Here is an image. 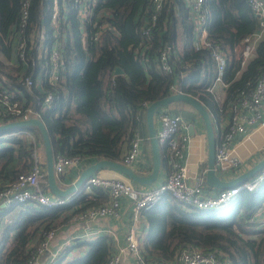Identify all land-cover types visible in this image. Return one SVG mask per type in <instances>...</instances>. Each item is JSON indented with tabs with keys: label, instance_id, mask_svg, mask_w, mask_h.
<instances>
[{
	"label": "trees",
	"instance_id": "trees-1",
	"mask_svg": "<svg viewBox=\"0 0 264 264\" xmlns=\"http://www.w3.org/2000/svg\"><path fill=\"white\" fill-rule=\"evenodd\" d=\"M65 1L70 14L55 22L54 0H30L22 31L24 0H0V90L17 92L26 106L33 107L49 131L55 158L64 155L123 163L134 130L148 137L147 107L173 95L175 83L179 91L200 100L216 121L222 122L220 105L208 92L218 76V65L208 50L194 48L195 25L185 0L165 1L151 44L143 35L144 24L151 21L150 0H98L94 17L84 29L74 0ZM205 7L210 15L209 40L220 47L227 60L225 110L242 94H251L264 74V38L243 67L244 40L260 30L248 0H206ZM106 23L113 30L94 40L98 26ZM55 35L62 39L65 69L58 82L50 84L45 76L52 64ZM20 42L26 43L22 64H18V55L17 63L12 61ZM166 49L173 73L160 66ZM117 68L124 74L116 75ZM30 76L33 85L28 88L25 80ZM37 80L43 82L37 84ZM50 93L54 100L47 104ZM172 113L189 121L197 115L188 110ZM25 130L37 136L45 151L39 130ZM5 145L0 150V191L34 165V148L27 137L13 138ZM168 159L164 156L165 166ZM43 186L48 190L47 183ZM91 189L94 193L86 194L85 190L60 208L22 204L4 209L0 215V264H28L45 233L109 202L107 192ZM262 209L264 183L255 192L242 191L228 206L217 210L185 208L166 194L145 212L148 231L140 250L146 259L164 263L173 262L182 249L192 246L203 252L218 250L231 264H264V226L255 220ZM16 210L19 216L8 218ZM38 237V246L31 247ZM111 245L109 237L77 244L81 254L68 258L75 247L67 248L55 264H107Z\"/></svg>",
	"mask_w": 264,
	"mask_h": 264
},
{
	"label": "built area",
	"instance_id": "built-area-1",
	"mask_svg": "<svg viewBox=\"0 0 264 264\" xmlns=\"http://www.w3.org/2000/svg\"><path fill=\"white\" fill-rule=\"evenodd\" d=\"M165 1L150 0L151 21L144 24L143 28V35L147 38L148 44H151L152 30L156 26L157 19L163 10ZM248 2L253 13L259 20L260 30L253 37H248L244 40L243 67L253 57L257 43L264 38V0H248ZM97 3L98 0H74V8L78 10L82 26H86L87 21L94 17V10ZM185 3L189 9L190 18L195 25L193 32L194 48L197 51L208 50L218 65V76L215 82L208 88V92L213 94L216 102L219 103L223 118H227L216 151L217 171L221 173L227 170H237L241 168L242 162L235 154L233 148L234 141L239 136L246 135L256 127H264V74L257 82L251 94H242L238 101L223 110L225 97L222 96L221 92L223 90L226 96L225 91L229 86L223 81L227 60L220 47L209 40L210 15L205 7L206 0H185ZM29 5L30 0H24L21 21L22 31L27 24ZM54 9L55 13L53 18L55 22L61 18H67V15L70 14V9H68L65 0L62 3L59 0H54ZM106 30H113V28L108 23L98 26L94 40H97ZM54 37L56 40L55 47L50 56L52 64L46 77V81L50 84H56L62 70L65 69V62L61 54V48L63 46L62 39L58 35ZM16 55L20 56L22 61L26 60L25 42L18 44ZM161 63L160 66L164 72L173 73V66L169 62L168 49L162 52ZM25 82L26 86L30 88L33 85V77L26 78ZM171 90L174 94L181 93L178 90L177 83L171 87ZM53 100V94H48L46 103L52 104ZM158 116L160 121L158 139L161 148L164 149L169 158L171 168L167 179L152 189L142 190L138 189L131 181L126 179H107L93 175L88 180L89 186L87 188L103 190L109 194L110 199L105 205L88 209L85 212V216L88 219L117 216L121 207L120 200L127 198L133 204L135 219L139 220L143 213L152 209L166 194L174 197L185 208L217 210L228 206L242 191L255 192L264 183L263 169L253 179L228 190L211 192L207 186L206 174L202 177H197L195 185H190L188 183L189 170L185 162L187 143L185 139L183 141H179L178 139V134L184 125V119L182 116L173 115L165 109L161 110ZM31 118H39V116L33 107L26 106L19 99L17 92L8 89L0 90V126ZM4 121L8 122L4 123ZM34 136L31 131L21 128L0 133V150H3L6 146L5 144L16 137H27L30 139L32 145H35L33 156L34 165L32 169L27 173L19 175L16 181L0 191V215L4 209L14 205L29 204L32 207L54 209L67 206L71 202L70 198L56 197L44 188L43 181L47 176V168L36 152L38 138L36 141ZM143 142L144 138L141 136L140 131L138 129L134 130L129 149L123 156V164L130 167L137 160L141 153ZM80 160L81 158H70L64 155H58L55 158V172L57 176L64 174L67 168L76 165ZM258 223L264 226V217ZM56 235V230H51L44 234L43 240L37 248V254L28 264H39V257L49 248L50 244L56 238ZM141 235L139 228L134 226L130 230L127 238L128 248L134 255L137 264H231L218 250L203 252L199 248L192 246L182 249L176 256V259L171 263H164L159 260H148L140 250ZM60 254L57 253L54 255L48 264H55ZM121 263L120 255L111 253L107 264Z\"/></svg>",
	"mask_w": 264,
	"mask_h": 264
},
{
	"label": "crops",
	"instance_id": "crops-1",
	"mask_svg": "<svg viewBox=\"0 0 264 264\" xmlns=\"http://www.w3.org/2000/svg\"><path fill=\"white\" fill-rule=\"evenodd\" d=\"M84 26H82V29ZM66 38V34L64 35ZM44 40H42L43 42ZM85 42V40H84ZM42 45H40V48ZM19 58L15 53L12 55V61L15 63ZM22 60L18 64L21 63ZM17 63V62H16ZM26 64V63H23ZM47 74L45 76V79ZM42 80H37V84H41ZM222 96L225 97V93L221 92ZM166 111L172 113V110H188L195 112L196 118L193 121L185 120L184 117V125L182 126L178 139L179 141L186 140L187 149L185 151V162L189 170V179L188 183L190 185H195L197 182V177H202L207 173L208 169V139L206 134V129L204 123L191 106H187L184 103H174L169 107L165 108ZM212 119L214 116L211 114ZM263 116H264V106H263ZM215 119V118H214ZM146 120V119H145ZM227 122V118H223L221 123H218L215 119L214 128L216 131V136L218 138V142L221 140L223 130L225 128V124ZM147 124V123H146ZM191 125L195 126L196 133L194 135H190L189 127ZM156 127L159 130L160 121L159 116H156ZM148 136V129H147ZM233 148L235 154L242 162V166L237 170H227L225 172L218 173L221 178L225 181L232 180L243 173H246L251 168H253L256 164H258L262 159H264V127H256L250 130L246 135L239 136L233 143ZM129 149V148H128ZM128 149L124 152V155L127 153ZM163 152V151H162ZM164 153V152H163ZM123 155V156H124ZM166 157L167 154L164 153ZM168 157V156H167ZM169 160V159H168ZM98 159H81L76 165L69 167L66 169L64 174L58 176V181L61 183L62 187H68L74 184L80 177V175L89 168L92 164L97 162ZM100 161V160H99ZM165 162V161H164ZM168 166L163 165L158 182L153 185H136L127 177H125L122 173L113 170V169H104L98 171L95 176H99L101 178L113 179V178H121L131 181L138 189L148 190L152 189L161 183H163L170 172ZM131 169L136 171L138 174L149 175L152 172L153 168V154H152V146L149 141V136L144 138V142L141 147V153L137 160L130 166ZM206 177V175H205ZM253 179V178H252ZM47 183V181H43V185ZM48 184V183H47ZM208 186V185H207ZM260 187L257 188V190ZM211 192H217L218 190L211 189L208 187ZM49 190V189H48ZM86 194L94 193L91 188H87ZM83 190V192L85 191ZM256 190V191H257ZM77 194V193H76ZM73 194L70 197V200L73 201L77 198L76 195ZM82 194V193H81ZM80 194V195H81ZM110 198V196H109ZM121 207L119 209V214L113 217H97L95 219H88L85 216V212L79 213L74 216L69 222L60 225L57 229L56 238L50 244L49 248L45 250V252L39 257V264H48L51 262L54 255L57 253L64 252L67 248L75 247L72 253H69L68 258H72L78 254H81L82 250L80 247H76L77 244H81L88 241H94L100 237H109L112 243V253L119 254L121 257V264H137L136 259L132 252L128 248V234L132 227L136 226L139 228L141 232V237H143L144 233L148 231V222L145 213H143L139 220H136L134 217V207L132 202L127 198H122L120 200ZM224 208V207H223ZM20 211L16 210L11 213L8 218L15 219L19 216ZM264 217V209H262L259 214L255 217V220L259 222ZM39 237L36 238L33 242H31V247L38 246Z\"/></svg>",
	"mask_w": 264,
	"mask_h": 264
},
{
	"label": "water",
	"instance_id": "water-1",
	"mask_svg": "<svg viewBox=\"0 0 264 264\" xmlns=\"http://www.w3.org/2000/svg\"><path fill=\"white\" fill-rule=\"evenodd\" d=\"M116 75L124 74L123 70L117 68L115 71ZM174 103H185L191 106L201 117L207 134L208 139V169L206 173V182L208 187L218 191L228 190L242 185L248 180H251L256 175H258L264 169V159H262L258 164L251 168L246 173L229 180L225 181L221 178L217 171L216 162V151L218 146V138L216 136V131L214 128V123L210 111L202 104L197 98L186 94L177 93L173 94L168 98L152 103L147 107L146 110V123L148 129L149 141L152 146L153 154V168L149 175L138 174L136 171L131 169L120 162H112L109 160H100L92 164L87 168L79 177V179L68 187H62L61 183L58 181V176L55 172V156L52 148V142L50 138L49 131L40 118H31L28 120L17 121L14 123L6 124L0 126V133L7 132L13 129H28L36 128L40 132V136L43 140L45 146L46 154V168H47V186L49 191L56 197L67 198L73 194L80 195L83 190L87 189L89 186L88 180L95 175L98 171L104 169H113L122 173L125 177L131 180L136 185H153L158 182L161 169L164 165V154L158 139V129L156 127V116L157 114ZM190 135L196 133L195 126L191 125L189 127Z\"/></svg>",
	"mask_w": 264,
	"mask_h": 264
},
{
	"label": "rangeland",
	"instance_id": "rangeland-1",
	"mask_svg": "<svg viewBox=\"0 0 264 264\" xmlns=\"http://www.w3.org/2000/svg\"><path fill=\"white\" fill-rule=\"evenodd\" d=\"M212 120H213V122H215V119H214V118H213ZM34 137L36 138V141H37V137H36V136H34ZM27 139H29V138H27ZM29 140H30V139H29ZM33 148H35V145L33 146ZM36 152H37V154L40 156L42 162H43L44 164H46L45 151H44V148L42 147V145H41L40 143H38V148H37V146H36Z\"/></svg>",
	"mask_w": 264,
	"mask_h": 264
}]
</instances>
